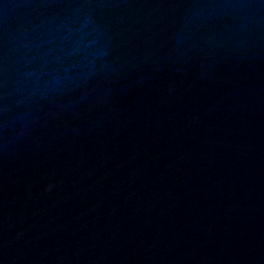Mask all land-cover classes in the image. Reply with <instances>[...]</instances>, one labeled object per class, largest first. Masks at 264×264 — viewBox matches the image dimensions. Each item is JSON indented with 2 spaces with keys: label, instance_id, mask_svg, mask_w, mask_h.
Instances as JSON below:
<instances>
[{
  "label": "water",
  "instance_id": "water-1",
  "mask_svg": "<svg viewBox=\"0 0 264 264\" xmlns=\"http://www.w3.org/2000/svg\"><path fill=\"white\" fill-rule=\"evenodd\" d=\"M0 264H264V0H0Z\"/></svg>",
  "mask_w": 264,
  "mask_h": 264
}]
</instances>
